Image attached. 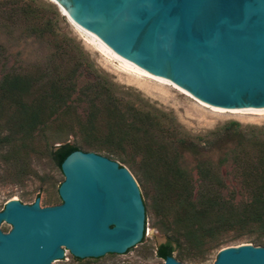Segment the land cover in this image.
<instances>
[{"label":"water","instance_id":"obj_1","mask_svg":"<svg viewBox=\"0 0 264 264\" xmlns=\"http://www.w3.org/2000/svg\"><path fill=\"white\" fill-rule=\"evenodd\" d=\"M70 22L137 68L225 110L264 109V0H50ZM59 205L9 200L0 264L123 255L141 243L146 213L131 172L95 152L60 164ZM163 239L158 245L165 243ZM158 264H182L167 256ZM213 264H264V247L218 251Z\"/></svg>","mask_w":264,"mask_h":264},{"label":"rangeland","instance_id":"obj_2","mask_svg":"<svg viewBox=\"0 0 264 264\" xmlns=\"http://www.w3.org/2000/svg\"><path fill=\"white\" fill-rule=\"evenodd\" d=\"M68 20L50 0H0L1 137L12 134L9 129L13 124L10 115L19 110L17 103L3 96L6 88L3 84L4 76L35 74L43 76L45 83L48 78L44 75L49 74L61 76L62 82L69 75L68 72L72 69L76 71L70 81L73 85L70 100L66 107L58 109L51 117L50 121L55 117L57 120L49 124L51 126L45 140L37 136L27 142V148L22 151H18L16 145L0 144V211L12 199L32 204L37 194L41 207L59 205L61 201L57 190L64 178L49 155L50 148L68 143L80 145L84 152H94L87 148L88 143L94 144L100 147L95 153L126 167L135 178L146 209L144 238L123 255L111 254L76 262L66 253L63 260L52 264L161 263L156 257V249L163 239L167 240V233L163 230L162 212L153 201L154 193L145 177L146 167L142 161L146 157V145H152L153 141L163 147L170 144L173 151L180 154L181 167L190 172L194 179L200 163L216 165L226 185L223 193L234 192L236 203L246 202L244 189L238 182L234 158L242 151H251V145L249 142L244 143L241 135L246 138L256 135L264 139V116L216 113L169 84L140 75L138 77L136 73L123 68L117 60L97 50L96 45ZM98 78H104L111 86L115 99L112 103L125 117H128L131 107L152 117L155 128L148 130L147 125H144L148 132H141L139 149L127 143L118 146L115 141L103 138L95 141L93 136L87 137L89 134L85 136L78 132L79 125L90 120L92 113L95 114V124L103 125L107 120V103L97 100L93 108L88 107L86 96L93 91L92 86ZM23 102L26 104L27 99ZM64 123L73 125L75 133L64 135L55 131L58 124ZM144 127L142 129L146 130ZM168 147L170 153L173 152ZM12 151L18 152L9 154ZM0 230L7 233L10 226L2 223ZM257 236L256 233L238 235L229 231L218 238L226 243L204 258L195 256L182 261L177 260L175 255L173 258L182 264H213L221 249L253 245L251 242Z\"/></svg>","mask_w":264,"mask_h":264},{"label":"trees","instance_id":"obj_3","mask_svg":"<svg viewBox=\"0 0 264 264\" xmlns=\"http://www.w3.org/2000/svg\"><path fill=\"white\" fill-rule=\"evenodd\" d=\"M75 73L72 69L62 82L61 76L45 74V78H48L45 83L43 76L35 74L4 76L3 84L6 88L3 96L17 103L19 110L10 115V122L13 124L8 127L12 134L4 137L0 135V144L16 145L17 150L22 151L27 148V142L33 141L37 136L45 140L46 132L50 130L49 124L57 120L55 117L50 121L51 117L58 109L66 107L70 100V92L73 90L70 81ZM92 89L86 96L88 107L93 108L97 100L107 103V120L103 125L95 124V114L92 113L90 120L79 125L78 132L86 134L85 136L89 134L87 137L93 136L95 141L103 138L115 141L118 146L127 143L136 145L139 149L141 132H148L155 126L152 117L133 107L129 109L128 117L121 114L112 103L115 99L111 86L104 78H98ZM24 99H27L26 104ZM10 122L7 121V125ZM55 131L71 135L75 133V127L67 123L58 124ZM241 138L244 143L249 142L251 145V151H242L234 158L238 182L247 197V201L241 203L234 201V192L223 193L226 185L216 165L200 163L194 179L190 172L181 167L180 154L175 153L170 144L163 147L153 141L152 145H146V157L142 161L146 167L145 177L153 190V201L162 212L163 230L167 233L166 242L156 249V257L161 261L173 255L179 261L195 256L204 258L226 243L218 238L229 231L238 235L256 233L258 236L251 243L254 246H264V139L256 135L248 138L241 135ZM168 146L173 152L170 153ZM82 148L80 145L62 144L56 148L51 147L49 155L60 169V164L71 152ZM87 148L94 152L100 150L99 146L89 143Z\"/></svg>","mask_w":264,"mask_h":264},{"label":"bare ground","instance_id":"obj_4","mask_svg":"<svg viewBox=\"0 0 264 264\" xmlns=\"http://www.w3.org/2000/svg\"><path fill=\"white\" fill-rule=\"evenodd\" d=\"M71 22V21H70ZM73 23V22H72ZM74 24V23H73ZM76 26V28L79 30V32H81L84 36H86L93 44H95L94 46L97 48V50H100L102 53H105L107 54L108 56H110L112 59L114 60H117L123 68H125L127 71H132L133 73H136L139 77L140 76H144V77H148V78H151L153 80H156L158 82H163V83H166V84H169L171 86H173L174 88L178 89L179 91H181L182 93L186 94L187 96L191 97L192 99H194L195 101H197L199 104H201L202 106L206 107V108H209L213 111H215L216 113L218 112H221V113H231V114H240L239 116H241V114H245V115H248V114H251V115H257V116H261L263 117L264 116V109H251V110H225V109H219V108H214V107H211L199 100H197L196 98H194L193 96H191L189 93L185 92L184 90H182L181 88L165 81V80H162L160 78H157L139 68H137L136 66L132 65L131 63L123 60L122 58H120L119 56H117L115 53H113L112 51H110L107 47H105L101 42H99L98 40H96L95 38L89 36L88 34H86L83 30H81L76 24H74ZM250 116V115H249ZM258 118V117H257Z\"/></svg>","mask_w":264,"mask_h":264},{"label":"built area","instance_id":"obj_5","mask_svg":"<svg viewBox=\"0 0 264 264\" xmlns=\"http://www.w3.org/2000/svg\"><path fill=\"white\" fill-rule=\"evenodd\" d=\"M66 256V255H65ZM65 258V257H64Z\"/></svg>","mask_w":264,"mask_h":264}]
</instances>
